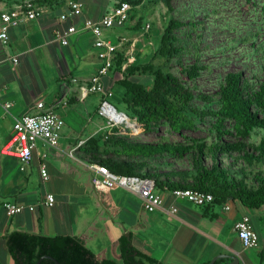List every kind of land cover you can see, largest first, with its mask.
Masks as SVG:
<instances>
[{
	"label": "crops",
	"instance_id": "obj_1",
	"mask_svg": "<svg viewBox=\"0 0 264 264\" xmlns=\"http://www.w3.org/2000/svg\"><path fill=\"white\" fill-rule=\"evenodd\" d=\"M26 1L34 0H0V8L10 9ZM67 1L53 7L35 5L40 15L12 26L9 30L8 44L3 45L0 42V100L14 101L13 108L19 106L17 98L21 96L17 92V87L13 89L8 83L19 79V73L10 71L12 66H16L10 61L12 57L19 58L18 64L27 60L53 63L62 70V77L57 78L61 97L57 99L68 96L71 99L70 106L61 109L60 114L65 125L68 121L73 124L69 126L72 129L70 133L65 135L62 132L60 143H64V147H59L60 143L57 147H50L41 142V146L38 145L34 152L33 162L22 174L11 173L15 166L18 167V159L4 155L0 151V261L3 264H15L8 251L6 237L12 231H25L45 235L77 236L99 260L115 259L122 262L120 240L129 234L133 246L152 260L150 264H208L214 256L221 253L240 255L241 264H264V231L257 228L252 215L253 210H262L264 206L260 209H249L239 202L233 204L228 202L218 205L207 204L198 209L197 205L172 196L170 189H159L164 198V207L149 212L144 209L139 194L128 188L114 186L106 191L96 189L91 181L90 169L91 188L88 187V183H76V192L87 194L88 203L92 205L85 222L86 227L82 228L79 225V228L75 229L72 225L70 221L74 220L75 215L67 211L64 200H61L60 195L54 190L49 189L47 183L57 173L66 175L62 172L61 165L67 151L79 139L88 140V133L93 135L97 127L101 128L97 107L102 96L95 99L90 94L84 100L79 97L80 86L90 80L101 66V60L94 45L96 37L90 31L73 34L69 38V43L63 45L55 38V30L67 28L72 24L79 27L85 18L98 19L110 9H105V0H80L83 3V14L60 21V15L67 10ZM57 8L58 12L55 14L54 10ZM37 19L39 21L37 26H29L32 20ZM9 47L11 52L8 50ZM128 52L125 54L128 55ZM128 64L127 62L124 66ZM110 78L111 74L104 80L106 88ZM23 89L22 96L25 102L18 107V113L11 111L12 118H7L12 122V126L6 139H2L6 141L0 140V150L13 135L12 119L35 110L33 93L27 88ZM78 102L83 106H79ZM80 117L85 119L84 124L80 123ZM79 125L84 126V132ZM40 152H45L46 158H43ZM80 155L84 153L78 154L75 158L85 162ZM43 161L47 163L50 174L46 181L42 179L39 168ZM56 163L61 169L55 165ZM4 175L5 180L2 179ZM49 193L55 196L52 206L43 203ZM6 200H13L25 205L26 208L16 215L9 216L3 207ZM225 204H229L230 208L225 209ZM29 205H35V208L30 210ZM172 207L177 208L175 213L170 212ZM54 208H58L59 213H54L52 210ZM244 215L251 217V223L259 235L260 246L254 253L253 249L243 246L235 229L236 222ZM232 234L237 236L233 238ZM230 261L220 259L216 264H228Z\"/></svg>",
	"mask_w": 264,
	"mask_h": 264
},
{
	"label": "trees",
	"instance_id": "obj_2",
	"mask_svg": "<svg viewBox=\"0 0 264 264\" xmlns=\"http://www.w3.org/2000/svg\"><path fill=\"white\" fill-rule=\"evenodd\" d=\"M132 4L130 19L137 13V7L156 3L157 0H115ZM37 7H53L66 0H34ZM171 7V0H165ZM143 18H140L141 28ZM183 22L170 19L161 37L157 54L171 58L181 53L175 30ZM128 58L116 52L111 70L116 83L124 89L123 102L126 114L145 131H151L160 124H168L183 135V129L196 126L191 107L194 94L179 77L154 67L151 63L128 64ZM204 66L193 64L183 71L189 79H196ZM153 75L151 86L139 81L137 75ZM220 106L210 114L216 117L214 124L217 137L211 143L204 138L189 137L187 141L146 142L110 128L101 134L88 137L82 147L85 161L106 164L113 172L127 176H141L153 179L157 190L194 188L211 192L212 204L239 202L249 209L264 206V138L256 146L243 141L255 130H264V76L259 88L253 89L242 71L230 72L221 84ZM261 113L263 115H261ZM233 122L238 135L234 141L225 140L230 131L226 122ZM188 156V166L177 168L170 162H161L159 157ZM228 159V163L226 159ZM164 163V164H163ZM158 166H157V165ZM171 168H167V166ZM141 167L144 168L142 173ZM6 244L15 264H36L44 255H50L60 264H150L151 259L137 250L131 239L120 240L122 262L115 259L99 260L88 249L84 241L74 235H45L25 231H12L6 237ZM0 264H3L0 261ZM40 264H56L51 258H44Z\"/></svg>",
	"mask_w": 264,
	"mask_h": 264
},
{
	"label": "rangeland",
	"instance_id": "obj_3",
	"mask_svg": "<svg viewBox=\"0 0 264 264\" xmlns=\"http://www.w3.org/2000/svg\"><path fill=\"white\" fill-rule=\"evenodd\" d=\"M105 2V9L110 10L117 4L115 0H105ZM57 12L58 8L54 10L55 14ZM140 18H143L141 28L138 25ZM172 18L183 22V26L175 30L178 38L177 45L181 48V53L166 58L157 54V50L164 29ZM38 22V19L32 20L29 26H37ZM148 23L151 24L149 29L146 27ZM103 37L112 39L118 45V53L127 58L134 55L135 61L129 64L151 63L156 68L161 67L164 71L179 77L194 94L191 107L198 111V113L192 112L196 119V126L192 129H183V135L165 123L151 131H145L130 117L127 118L126 122L117 126L119 128L113 127L118 129V133H128L140 141H187L186 138L196 137L204 138L208 143H211L216 139L217 133L214 126L216 117L210 114V111L219 109V90L226 75L230 72L242 71L243 79L248 80L253 89L259 88L264 76V0H171L170 8L166 5L165 0H157L156 3H150L147 6H138L137 13L126 25L104 29ZM119 37H125L127 41L122 42L123 45H121ZM8 50L11 52L10 47ZM126 51H129L128 55L125 54ZM193 64L205 67L194 80L189 79L183 71V68H189ZM13 65L16 66H12L10 71L11 73L14 71L19 73V79L8 83L13 89L15 86L17 87V92L21 96L17 98L19 106L25 102L22 96L23 88H27L33 93L34 98L32 100L35 103L43 100L50 106L58 97H61V88L57 78L62 77V70L56 65L45 62L38 63L32 60ZM110 74L108 88L112 90L113 97L108 98V101L117 110L126 113L128 107L123 102L124 89L116 83L117 74L115 71L111 70ZM137 78L148 87L152 85L154 79L150 73L137 75ZM91 95L95 99L100 97V93ZM65 99L68 100L69 104L58 109L59 114L62 113L61 109H66L71 104L70 96ZM78 103L79 106L82 105L81 102ZM18 107L13 108L12 112L18 113ZM261 115L263 114L261 113ZM10 117L11 115H6L5 110L0 105V140L6 139L10 133L12 122L7 119ZM100 118L101 128L97 127L95 134H101L111 128L106 118L102 116ZM12 120L14 121V118ZM80 123H85L83 117H80ZM70 125L73 124L68 121V124L64 126L62 132L65 135L72 131ZM79 127L84 132V126L79 125ZM113 128L112 130H114ZM225 128L230 131L229 134L225 135V140L234 141L238 139L233 122H226ZM89 136H91L90 133H88ZM261 138H264V130L257 129L249 137L243 138V141L250 146H256ZM63 144L61 142L59 147H64ZM38 145L41 146V141H38ZM188 158V156L171 157L168 155L159 157L161 162L173 163L177 168L187 167ZM226 162L228 163V159ZM55 165L60 168L57 163ZM88 165L89 162H82L66 155L61 165L62 172H65L66 175L57 173L47 183L49 189L54 190L60 195L61 200H64L67 211H71L75 215L74 220L70 221L75 229H78L79 225L82 228L86 227L85 222L92 207L88 203L87 194L83 195L76 192V183H88V187L91 188ZM167 168L171 167L168 165ZM141 169L143 173L144 168L141 167ZM23 172L25 171H21L18 165V167L13 168L11 173L18 175ZM2 179L5 180V175ZM230 203L233 204V202ZM197 208L202 209V206H197ZM52 210L56 214L59 213L58 208ZM263 210H253L252 213L257 228H261L262 232L264 231ZM236 236L232 234L233 238ZM257 250L258 248L253 249L252 253Z\"/></svg>",
	"mask_w": 264,
	"mask_h": 264
},
{
	"label": "built area",
	"instance_id": "obj_4",
	"mask_svg": "<svg viewBox=\"0 0 264 264\" xmlns=\"http://www.w3.org/2000/svg\"><path fill=\"white\" fill-rule=\"evenodd\" d=\"M26 1L22 5L15 6L10 9L0 8V42L3 45L8 44L10 35L9 30L12 26H17L20 23L37 18L40 15L38 8ZM132 4L123 1L117 4L98 19L85 18L81 26L72 24L64 29L55 30V38L66 45L69 43V38L79 31H90L95 37V48L98 51V58L101 60V66L91 76V79L80 86L79 97L84 100L90 94L100 93L102 96L98 106L100 116L107 119L111 128L117 127L127 121L129 117L126 113L117 110V108L108 101V98L113 97L112 90L105 87L104 80L110 74L115 59L118 45L112 39L103 37V30L114 26H124L130 20V12ZM83 14V3L80 0H68L67 10L60 15V21H66L68 18L79 17ZM150 23L146 25L150 28ZM125 37L120 38L119 42H126ZM134 55L129 57V62L135 61ZM13 64H18L19 58L12 57ZM127 66V65H126ZM124 66V68L126 67ZM69 104L65 98H59L52 105H47L45 101L39 100L35 105V110L25 112L14 117L13 135L1 147V153L4 155L14 156L19 161L21 171L27 170L34 159V152L38 149V141L50 147H57L62 137V131L65 126V121L58 109ZM0 105L5 110L6 115H11L12 108L15 102L12 100H0ZM115 116H119V119ZM87 139H79L76 144L67 151L69 157L75 158L82 153V147ZM84 153V152H83ZM43 158H46L45 152H40ZM40 174L43 180H48L50 177L48 165L45 161L40 164ZM88 168L92 171V184L98 190L106 191L114 186H123L129 190L139 194L142 200V205L145 210L153 212L158 208L164 207V198L155 186V181L150 178L141 176H127L113 172L106 164L98 161L89 162ZM172 196L182 198L188 202L204 206L212 204L214 195L211 192L201 191L198 189L174 188L170 189ZM55 202V196L52 193L46 195L44 205L52 206ZM3 207L9 216L16 215L22 212L26 207L23 204H18L13 200H6ZM225 209H229L230 205L225 204ZM35 205H29L28 209L33 210ZM177 208L172 207V213H175ZM237 235L243 246L247 249H256L260 246L259 235L251 223V217L244 215L235 224Z\"/></svg>",
	"mask_w": 264,
	"mask_h": 264
},
{
	"label": "water",
	"instance_id": "obj_5",
	"mask_svg": "<svg viewBox=\"0 0 264 264\" xmlns=\"http://www.w3.org/2000/svg\"><path fill=\"white\" fill-rule=\"evenodd\" d=\"M124 113V112H122ZM125 114V113H124ZM126 236L130 239V235L126 234ZM44 258H51L56 264H60L59 261L57 259H55L54 257L50 256V255H44L42 256L36 264H40V262L44 259ZM231 260L228 264H241V257L238 254H227V253H221L218 254L216 256H214L210 262L208 264H216L218 260Z\"/></svg>",
	"mask_w": 264,
	"mask_h": 264
},
{
	"label": "bare ground",
	"instance_id": "obj_6",
	"mask_svg": "<svg viewBox=\"0 0 264 264\" xmlns=\"http://www.w3.org/2000/svg\"><path fill=\"white\" fill-rule=\"evenodd\" d=\"M115 117L119 119V116H115Z\"/></svg>",
	"mask_w": 264,
	"mask_h": 264
}]
</instances>
